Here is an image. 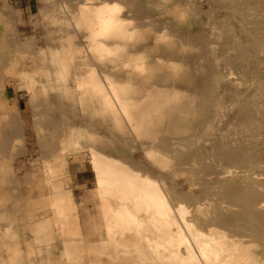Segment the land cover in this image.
Masks as SVG:
<instances>
[{"label":"rangeland","instance_id":"374dc122","mask_svg":"<svg viewBox=\"0 0 264 264\" xmlns=\"http://www.w3.org/2000/svg\"><path fill=\"white\" fill-rule=\"evenodd\" d=\"M185 218L264 264V0H0V264H204Z\"/></svg>","mask_w":264,"mask_h":264},{"label":"bare ground","instance_id":"6f19581e","mask_svg":"<svg viewBox=\"0 0 264 264\" xmlns=\"http://www.w3.org/2000/svg\"><path fill=\"white\" fill-rule=\"evenodd\" d=\"M100 1V0H99ZM104 2V1H103ZM102 2V3H103ZM97 3H99L100 4V2H97ZM105 3V2H104ZM95 5H97V4H94L93 6H95ZM120 6H121V4L119 3V2H117V1H114V2H110V3H108V4H100V5H98L96 8H95V10H96V15L97 16H99L100 18H102V26L103 25H108V24H110V23H114L113 21H114V19L116 18V11L117 10H119L120 9ZM94 10V11H95ZM120 11V10H119ZM93 15H95V14H93ZM119 16V15H118ZM98 17V18H99ZM95 18V17H94ZM97 21V20H96ZM117 21V20H116ZM115 21V22H116ZM98 22V21H97ZM118 22V21H117ZM116 22V23H117ZM116 23H114V24H116ZM91 24V23H90ZM93 24H94V22H93ZM98 24V23H97ZM119 24V23H118ZM117 24V25H118ZM99 26V25H98ZM119 27H117V30L120 28V25H118ZM92 28V27H91ZM112 28V27H111ZM93 29H95V28H93ZM124 30V29H123ZM110 31H111V29H110ZM119 31H120V29H119ZM107 33H109V32H107ZM111 34V33H110ZM160 35H162V34H160ZM166 35V34H165ZM111 36H113V35H111ZM105 37V36H104ZM96 38H100V37H96ZM97 39V40H98ZM102 47H104V46H102ZM109 47V46H108ZM105 49V48H104ZM108 49V48H107ZM106 50V49H105ZM141 55H143V54H140V56ZM24 57V56H23ZM28 57V56H27ZM142 57V56H141ZM138 58V57H137ZM144 58V57H143ZM140 59V58H139ZM135 60V59H134ZM132 61H133V59H132ZM142 63H143V61L142 60H140ZM131 63H133V62H131ZM136 63V62H135ZM137 64H138V62H137ZM134 66H135V64H134ZM94 67H96V66H94ZM137 67V66H136ZM93 68V67H92ZM91 71V70H90ZM89 71V72H90ZM96 71V70H95ZM94 74L95 72H91L90 73V75L91 74ZM106 73V72H105ZM92 74V75H93ZM89 76V75H88ZM88 76H85V74H82L81 76H80V79H83L82 80V82L84 81V80H88L87 78H88ZM93 78H94V76H93ZM78 79V78H77ZM79 81V80H78ZM91 80L89 79V82H90ZM93 82H95V80H92ZM85 82V81H84ZM89 82H87V83H89ZM32 83V82H31ZM84 84V83H83ZM111 84V83H110ZM113 85H114V83H113ZM113 85H110V86H112L113 87ZM125 85H126V83H125ZM90 86H92V85H90ZM120 86V85H119ZM124 86V85H123ZM109 87V86H108ZM114 87H115V85H114ZM126 87V86H125ZM110 88V87H109ZM99 89H105V88H100L99 87ZM126 90L128 89V87L127 88H125ZM116 90V89H115ZM126 90H125V92H126ZM106 94V93H105ZM102 96V95H101ZM122 98V97H121ZM144 98V97H143ZM121 103V102H120ZM61 144H62V142H61ZM62 146H63V144H62ZM94 150V149H93ZM96 153V152H95ZM98 154L96 153L95 155H94V158H96V159H94V163L95 162H98V161H100L101 160V164H99L100 162H98L97 164L95 163V170H96V172L98 173V181L102 184L105 180H109V182H112V183H114V184H116V185H121V186H125V188L126 187H131V188H135V189H139V191L141 190H143V189H145V185H147V183H144L145 182V180L147 179V178H145V177H142L143 179L141 180L142 181V184H139L140 182V180L139 179H141L139 176H140V174H138V173H136L135 171L134 172H128L127 170H126V168H125V166L123 165V163H121L120 161H117L116 159H112V158H108V157H106V156H104V159L102 158V155H101V157H100V155L98 156ZM102 158V159H101ZM56 159V158H55ZM58 159V158H57ZM99 159V160H98ZM106 159V160H105ZM97 160V161H96ZM105 160V161H104ZM104 161V162H103ZM129 170V169H128ZM139 178H138V177ZM256 176V175H255ZM144 181V182H143ZM149 181V180H148ZM148 181H146V182H148ZM139 182V183H138ZM144 183V184H143ZM103 184H105V183H103ZM115 186V185H114ZM120 187V186H119ZM145 191V190H144ZM142 194V193H141ZM130 195V194H129ZM127 196H128V194H127ZM150 196H152L153 198L155 197V196H159V194L157 193V190H151L150 191ZM130 197H131V195H130ZM129 200H131V199H129ZM262 204V203H261ZM136 208H138V207H136ZM169 215H170V213H169ZM240 215H242V214H240ZM238 216V215H237ZM238 218V217H237ZM183 219V218H182ZM233 219H236V218H233ZM257 219V218H256ZM171 220H173V218L171 219L170 218V221ZM174 221V220H173ZM172 221V222H173ZM235 221H237L238 223H240V221H238V220H235ZM177 224V223H176ZM184 225H185V227H186V229L188 230V231H190V234H191V239H192V241H193V243H194V245H195V247H196V249H197V251H198V253H199V256H200V261L202 262V263H204V264H248L249 262V260L253 257H249V256H246V253H244L243 254V252H242V249L236 244V245H230V246H228V244H227V242L225 241V240H223V238L224 237H222V239L221 238H219L218 237V239H214V240H212L209 236H207V235H205V234H203L202 232H200V231H194L193 230V224H192V222L189 220V219H187L186 220V218H185V220H184ZM165 227V226H164ZM177 227V226H176ZM167 228V227H166ZM171 229V228H170ZM174 229V228H173ZM177 229L178 228H176V231H177ZM169 230V229H168ZM257 230V229H256ZM166 231V230H165ZM173 231V230H172ZM175 231V230H174ZM180 231V230H179ZM202 231V230H201ZM171 232V231H170ZM170 232H168L169 234H170ZM219 232V231H218ZM165 233V232H164ZM180 233H181V231H180ZM205 233V232H204ZM261 233V232H260ZM221 233H219V234H217V235H220ZM257 234V235H256ZM258 234L259 233H257V232H255V235L256 236H258ZM165 235V234H164ZM171 235V234H170ZM177 235V234H176ZM213 235H215V234H213ZM224 235V234H223ZM169 236V235H168ZM174 236H175V234H174ZM173 236V237H174ZM182 236H183V234H182ZM212 236V235H211ZM227 236V235H226ZM232 236V235H231ZM234 236V235H233ZM165 237H167V233H166V236ZM185 237V236H184ZM213 237V236H212ZM170 238V237H169ZM225 238H227V237H225ZM234 238V237H233ZM235 238H236V235H235ZM177 240L178 241H180L181 239L178 237L177 238ZM230 241V240H229ZM241 241V240H240ZM186 242V241H185ZM234 242V241H233ZM236 242V241H235ZM239 242V241H238ZM242 242V241H241ZM188 242H186V244H187ZM231 243V242H230ZM97 244V243H96ZM66 245V244H65ZM70 246H73V245H71V244H69ZM93 245V244H92ZM188 245V244H187ZM77 246V245H76ZM182 246V245H181ZM186 246V245H185ZM69 247V246H68ZM74 247V246H73ZM73 247H72V249H73ZM79 246H77V248H78ZM80 247H81V245H80ZM79 247V248H80ZM96 247V246H95ZM95 247H91V248H95ZM188 247V246H187ZM190 247V246H189ZM67 248V247H66ZM71 248V247H70ZM74 248H76V247H74ZM183 248V247H182ZM243 248V247H242ZM244 248H246L245 246H244ZM250 248V247H249ZM174 249H175V247H174ZM70 250V249H69ZM182 250V249H181ZM190 250V249H189ZM189 250L187 249V250H185L184 249V252H182L181 251V253H184L185 255H189V257L188 258H190V256H191V252H189ZM192 251V250H191ZM249 251H251V249L249 250ZM180 254V253H179ZM179 254H173V257L176 259V260H178L179 258H182V256L181 255H179ZM197 254V253H196ZM247 254H249V253H247ZM251 254H253L252 253V251H251ZM250 255V254H249ZM195 256V255H194ZM196 258H197V256H196ZM184 259V258H183ZM184 260H186V259H184ZM189 261H191V259L189 260ZM173 262V261H172ZM195 262V261H194ZM176 263V262H175ZM187 263V262H186ZM257 263V262H256ZM201 264V263H200ZM262 264V263H261Z\"/></svg>","mask_w":264,"mask_h":264}]
</instances>
